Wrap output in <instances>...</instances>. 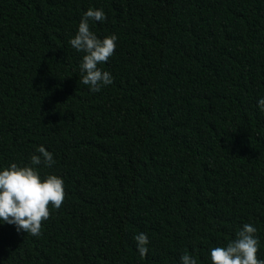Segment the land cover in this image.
I'll return each mask as SVG.
<instances>
[{"label":"trees","instance_id":"16d2710c","mask_svg":"<svg viewBox=\"0 0 264 264\" xmlns=\"http://www.w3.org/2000/svg\"><path fill=\"white\" fill-rule=\"evenodd\" d=\"M88 8L118 36L98 93L68 43ZM262 96L264 0H0V167L42 144L65 186L38 237L0 224V264H211L245 223L264 259Z\"/></svg>","mask_w":264,"mask_h":264},{"label":"clouds","instance_id":"9594fccd","mask_svg":"<svg viewBox=\"0 0 264 264\" xmlns=\"http://www.w3.org/2000/svg\"><path fill=\"white\" fill-rule=\"evenodd\" d=\"M105 19L103 9L88 8L68 41L77 53H82L80 82L88 86L91 93H98L113 82L112 74L103 70L102 66L114 54L118 36L112 33L101 38L91 30L94 22ZM257 108L264 113V96L257 99ZM55 164L54 154L41 144L30 155L27 164L11 162L0 167V224L13 225L17 232L23 231L34 237L41 234L42 222L50 217L49 205L51 209L58 210L65 199L63 177L43 172V169H51ZM256 233V226L243 224L234 238L210 248L208 258L211 264H264V259L257 255L260 240ZM133 239L137 253L145 258L149 252L148 235L138 232ZM178 264L198 262L194 255L185 251L180 255Z\"/></svg>","mask_w":264,"mask_h":264}]
</instances>
